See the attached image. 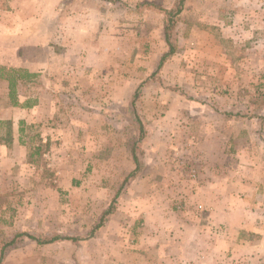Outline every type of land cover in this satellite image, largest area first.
<instances>
[{
  "label": "rangeland",
  "instance_id": "374dc122",
  "mask_svg": "<svg viewBox=\"0 0 264 264\" xmlns=\"http://www.w3.org/2000/svg\"><path fill=\"white\" fill-rule=\"evenodd\" d=\"M180 1L0 0V67L38 73L15 98L0 78V109L7 93L11 103L46 95L43 122L19 124L14 155L36 164L24 168L34 186L79 192L63 193L64 208L42 214L50 220L38 231L12 207L18 197L0 198L11 207L0 214V253L19 220L25 234L81 239L26 237L1 264H264L258 233L230 246L197 214L202 180L213 178L199 158H212V127L221 137L234 129L238 178H264V0H183L168 42L165 11ZM1 119L10 144L12 123ZM204 142L210 150H198Z\"/></svg>",
  "mask_w": 264,
  "mask_h": 264
},
{
  "label": "crops",
  "instance_id": "0c3cea01",
  "mask_svg": "<svg viewBox=\"0 0 264 264\" xmlns=\"http://www.w3.org/2000/svg\"><path fill=\"white\" fill-rule=\"evenodd\" d=\"M12 67L37 73L29 65L23 63L12 65ZM43 70L41 68L38 72L42 73L45 71ZM23 85L25 83L20 82L18 87L20 88ZM7 86L9 87L8 83ZM9 98L10 96L8 97L7 93L4 100L5 103H8V106L4 105L3 109H0L1 120H9L12 123V142L10 144L0 142V198L18 197L19 200L16 203L14 201L12 207L17 209L20 215L19 218H22L23 214L24 219L26 218V224L27 222L30 224V229L33 231L43 230L45 223L50 220V217L43 218L44 215L42 214H53V210L57 214L60 209L64 208L59 201L60 196L63 193L65 194L66 191L69 192V197L76 196L75 194L79 192L71 190L68 187L62 190L53 187L46 188L42 184L34 186L35 174H29L27 171L24 172V168L35 167L36 164L34 162H25L23 159L19 161L15 157L13 149H23L20 144V140L23 139L19 134L20 123L31 125L43 122L46 95L43 94L34 100H30L19 94L14 99V103H11ZM29 104L31 105L28 106ZM3 111H8L10 116L8 117L6 113H2ZM231 129V127L224 129L227 130L226 136L223 131L224 135L221 137L220 129L212 127L214 139L211 145L212 158L204 155L199 156L205 163H207V159L212 161L213 178L211 181L208 178H204L207 180H202L203 187L199 190V194L202 193V202L200 204L203 206L204 211L203 214L200 211L197 214L201 217L203 216L199 224L200 229L216 231V236L219 239L225 240L224 244L236 246L238 245V238L244 233L243 231L258 233L261 238H264V178H251L247 180L243 177H237V169L244 167V165L239 166L238 164L237 156L240 153L235 152L234 129L232 131ZM217 139L220 142H217ZM48 141L49 139L47 138L41 140L43 144L48 143ZM199 147L202 148L198 150H210L207 149V142L200 143ZM7 166L22 167L20 171V169H5ZM207 171L209 170L207 169ZM245 180L248 183L244 184L243 181ZM238 181L241 182L239 184L240 188L237 185ZM255 182L259 183L255 185ZM38 209L40 214L34 215V210ZM10 210L9 202L3 203L0 201V214H6ZM39 220L41 223H44V226ZM24 222L23 220H19L14 223L16 233H22L25 230L24 226L26 224ZM28 234L39 236L41 233L29 232ZM154 246L156 247V243Z\"/></svg>",
  "mask_w": 264,
  "mask_h": 264
},
{
  "label": "trees",
  "instance_id": "16d2710c",
  "mask_svg": "<svg viewBox=\"0 0 264 264\" xmlns=\"http://www.w3.org/2000/svg\"><path fill=\"white\" fill-rule=\"evenodd\" d=\"M182 5H183V0H181L175 7V9H173L172 11H165L167 12V16L169 17L167 23H166V27H165V31H166V39L169 42L170 40V32L172 31V29L174 28V26L176 25V21L173 19V17L177 14H179L182 11ZM173 53V50L171 52H169L168 54H166L163 58L161 63L165 60V58H167L169 55H171ZM38 74L37 73H31L28 70L25 69H21V68H6V67H0V78L6 80L9 83V87H10V94L12 98H15L16 95V90L17 87L19 85L20 82L25 83V82H31L34 81L35 79H37ZM31 104H29L28 106H30ZM11 132L8 133V135L11 136L10 134ZM48 143L43 144L42 142L39 143L38 147L35 149V151L39 152L41 150V148L45 145H47ZM134 160L136 161L137 164H140L137 160V157L134 155ZM139 167V166H138ZM137 172L133 173L132 176H135L138 171L139 168L136 169ZM111 209V208H110ZM109 214V212H105L102 217L99 220V223L94 227L93 229V234L98 231L105 223L106 221V217ZM28 237L31 240L35 241L38 245H44V244H49V243H54L60 240H70L73 243H77L78 241H80L81 239L78 238H73V237H69V236H63V235H56L55 237L51 238V239H43V237L41 235L39 236H35V235H30V234H25V233H17L16 235L13 236V238L9 241H7L5 243V248L4 250H6V247H13V246H17L19 245V243H22L24 241V239ZM2 249L0 253V264L4 261V257H5V252Z\"/></svg>",
  "mask_w": 264,
  "mask_h": 264
}]
</instances>
